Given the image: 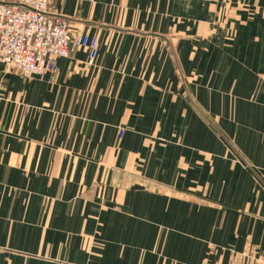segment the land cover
Masks as SVG:
<instances>
[{
	"label": "crops",
	"instance_id": "0c3cea01",
	"mask_svg": "<svg viewBox=\"0 0 264 264\" xmlns=\"http://www.w3.org/2000/svg\"><path fill=\"white\" fill-rule=\"evenodd\" d=\"M51 12L99 54L0 65V264L264 262V0Z\"/></svg>",
	"mask_w": 264,
	"mask_h": 264
},
{
	"label": "built area",
	"instance_id": "2783aa9c",
	"mask_svg": "<svg viewBox=\"0 0 264 264\" xmlns=\"http://www.w3.org/2000/svg\"><path fill=\"white\" fill-rule=\"evenodd\" d=\"M51 2L0 0V65L6 70L32 79L55 74L58 60L75 50L98 58L99 39L73 34L69 22L51 12Z\"/></svg>",
	"mask_w": 264,
	"mask_h": 264
}]
</instances>
